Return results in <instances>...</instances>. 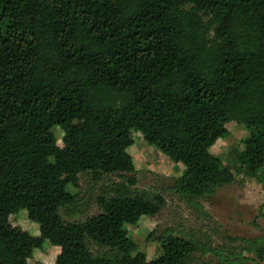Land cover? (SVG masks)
I'll return each instance as SVG.
<instances>
[{"label": "trees", "instance_id": "16d2710c", "mask_svg": "<svg viewBox=\"0 0 264 264\" xmlns=\"http://www.w3.org/2000/svg\"><path fill=\"white\" fill-rule=\"evenodd\" d=\"M229 122L249 132L234 168L264 192V0H0V264H29L46 242L60 248L53 264H193L209 249L171 232L155 237L158 257L138 250L127 225L165 199L134 175L96 198L95 216L67 222L61 209L81 173H134L133 132L184 166L175 192L213 194L234 179L210 152ZM20 209L38 236L11 224ZM216 254L201 264H248Z\"/></svg>", "mask_w": 264, "mask_h": 264}, {"label": "rangeland", "instance_id": "374dc122", "mask_svg": "<svg viewBox=\"0 0 264 264\" xmlns=\"http://www.w3.org/2000/svg\"><path fill=\"white\" fill-rule=\"evenodd\" d=\"M227 134L215 141L210 152L224 164L233 168L232 182L217 188L211 195L189 199L175 192V179L183 174L184 166L173 162L155 146L147 143L141 133L133 132L134 142L127 148L133 159L135 171L132 174L115 173L93 179L89 174L79 175L77 187L68 189L76 194L74 208L61 209L64 221H84L100 213L96 198L102 195L112 182L125 180L134 175L136 188L148 197L161 194L165 203L154 216H142L136 225H127L128 234L134 240L139 251L147 258H156L161 248L155 240L163 232H171L186 239L193 238L209 249L198 251L193 264L203 261L217 263L218 255L243 254L248 264H261L254 255L256 239H264V192L257 177L234 167L236 156L244 147L248 130L236 122L226 124ZM53 132L59 145H62L63 132L54 127ZM26 209H20L10 217L14 226L39 235L38 224L30 223ZM33 222V221H31ZM250 241V242H246ZM256 244V245H254ZM95 255L109 254V249L89 243ZM60 252L58 246L48 242L42 248L33 250L29 264H53Z\"/></svg>", "mask_w": 264, "mask_h": 264}, {"label": "crops", "instance_id": "0c3cea01", "mask_svg": "<svg viewBox=\"0 0 264 264\" xmlns=\"http://www.w3.org/2000/svg\"><path fill=\"white\" fill-rule=\"evenodd\" d=\"M261 264H264V260H262V263Z\"/></svg>", "mask_w": 264, "mask_h": 264}]
</instances>
